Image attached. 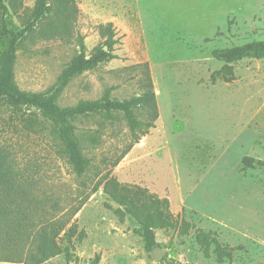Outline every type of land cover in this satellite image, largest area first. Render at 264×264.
<instances>
[{
	"label": "rangeland",
	"instance_id": "374dc122",
	"mask_svg": "<svg viewBox=\"0 0 264 264\" xmlns=\"http://www.w3.org/2000/svg\"><path fill=\"white\" fill-rule=\"evenodd\" d=\"M34 2L25 0L20 16L10 11L12 30L23 29ZM76 4L71 42L36 35L20 43L14 68L19 88L56 97L60 107L101 100L108 92L125 101L146 91L148 70L159 118L136 144L123 114L76 119L75 134L90 161L78 176L40 111L0 107V167L8 169L0 200L26 193L45 203L47 219L65 217L66 230L75 225L78 235L83 232L72 239L70 264H89L97 255L99 264H264V169L242 165L244 157L264 160V57L226 64L213 56L264 41V0ZM108 23L115 28L117 59L60 91V76L80 53L78 36L90 55L103 43L99 25ZM7 46L0 30V52ZM110 178L169 200L176 227L153 229L154 248L128 214L121 220L116 213L121 207L102 185ZM183 219L189 230L181 236ZM200 232L232 249V260L218 262L213 248L206 256L196 243ZM157 249L165 251L160 260ZM44 264L66 263L59 256Z\"/></svg>",
	"mask_w": 264,
	"mask_h": 264
},
{
	"label": "trees",
	"instance_id": "16d2710c",
	"mask_svg": "<svg viewBox=\"0 0 264 264\" xmlns=\"http://www.w3.org/2000/svg\"><path fill=\"white\" fill-rule=\"evenodd\" d=\"M25 0H0V30L7 40V49L0 52V107L20 109L33 108L51 122V133L63 146V155L78 176H83L90 161L82 151L76 137L73 122L90 115H103L109 119L114 113L123 114L130 128L134 143L148 135L159 118L156 96L153 91L149 71H146V91L129 100L111 99L108 92L101 100L81 102L74 107H60L56 97L22 91L15 81L14 68L20 43L24 39L38 36L44 40H61L71 42L74 39V28L80 13L76 0H35L30 17L19 32L12 30L7 23L10 11L17 16L24 9ZM99 34L103 43L86 55L84 40L78 36L80 53L60 76V91L74 78L85 72L95 70L102 64L117 59L115 46L118 43L112 23L99 25ZM216 60L233 64L245 58L264 57V41H254L242 46L217 50L213 53ZM147 66V64H145ZM142 115L143 119L138 115ZM95 142V141H93ZM132 146L127 148L126 155ZM122 158V157H121ZM243 167L264 169V160L244 157ZM8 169L0 167V184L7 178ZM103 185L104 193L121 208L116 213L123 220L128 214L139 226L141 235L148 248L157 246L152 234L153 229L176 227L168 199H160L142 188H131L110 178ZM45 203L23 193L17 199L4 196L0 200V262L23 264H44L51 259L64 256L65 263L70 264L73 258L72 239H82L84 233H77L72 225L68 230V221L64 218L45 215ZM189 223L183 219L180 235L188 234ZM64 233V234H63ZM196 243L206 256L213 248L218 262L231 261L232 249L223 247L211 234L200 232ZM101 256L97 255L89 264H99ZM169 264H178L171 261Z\"/></svg>",
	"mask_w": 264,
	"mask_h": 264
},
{
	"label": "water",
	"instance_id": "95a60500",
	"mask_svg": "<svg viewBox=\"0 0 264 264\" xmlns=\"http://www.w3.org/2000/svg\"><path fill=\"white\" fill-rule=\"evenodd\" d=\"M165 254V251H162L161 249H157L154 251V256L157 260H160L161 257Z\"/></svg>",
	"mask_w": 264,
	"mask_h": 264
}]
</instances>
